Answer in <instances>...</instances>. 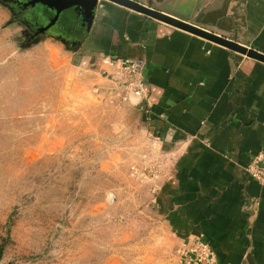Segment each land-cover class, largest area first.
Here are the masks:
<instances>
[{
	"label": "crops",
	"instance_id": "1",
	"mask_svg": "<svg viewBox=\"0 0 264 264\" xmlns=\"http://www.w3.org/2000/svg\"><path fill=\"white\" fill-rule=\"evenodd\" d=\"M136 1L264 53V0ZM60 21L84 30L65 35L77 48L63 109L108 126L117 162L146 171L150 208L180 246L202 236L224 264H264V186L244 170L264 147V62L108 0ZM106 56L147 62L148 103L112 102L120 69Z\"/></svg>",
	"mask_w": 264,
	"mask_h": 264
},
{
	"label": "rangeland",
	"instance_id": "2",
	"mask_svg": "<svg viewBox=\"0 0 264 264\" xmlns=\"http://www.w3.org/2000/svg\"><path fill=\"white\" fill-rule=\"evenodd\" d=\"M18 4L0 0V264H182L146 171L117 162L108 126L63 109L77 46Z\"/></svg>",
	"mask_w": 264,
	"mask_h": 264
},
{
	"label": "built area",
	"instance_id": "3",
	"mask_svg": "<svg viewBox=\"0 0 264 264\" xmlns=\"http://www.w3.org/2000/svg\"><path fill=\"white\" fill-rule=\"evenodd\" d=\"M103 63L118 66L120 71L115 74L112 102L116 106L127 103L131 96L140 97L143 102L150 99L147 62L144 59L115 60L106 56ZM250 178L264 186V147L253 156L250 163L244 167ZM183 264H224L211 244L202 236L188 238L180 248Z\"/></svg>",
	"mask_w": 264,
	"mask_h": 264
},
{
	"label": "water",
	"instance_id": "4",
	"mask_svg": "<svg viewBox=\"0 0 264 264\" xmlns=\"http://www.w3.org/2000/svg\"><path fill=\"white\" fill-rule=\"evenodd\" d=\"M98 1L99 0H28L26 5H31L33 7L35 5L42 4L54 10L55 15L50 22V25L53 26L57 23V21L60 20L61 13L65 9L69 7H78L81 9L83 14L88 15L90 12H93L95 10ZM108 1L114 2L118 5L129 8L143 15L152 17L160 22L190 32L196 36L202 37L210 42L226 47L230 50L243 54L247 57L264 62L263 52L255 50L253 48H248L244 45H241L235 40L217 35L212 31H208L206 29L193 26L184 19L173 17L158 9L146 6L136 0H108ZM48 28L49 27L41 28V30L42 31L46 29L49 30Z\"/></svg>",
	"mask_w": 264,
	"mask_h": 264
},
{
	"label": "flooded vegetation",
	"instance_id": "5",
	"mask_svg": "<svg viewBox=\"0 0 264 264\" xmlns=\"http://www.w3.org/2000/svg\"><path fill=\"white\" fill-rule=\"evenodd\" d=\"M17 1L20 4H18V6H17L16 14L19 16V15L24 14V12L30 13L33 16V18L36 20L35 22L37 23V26H35V28H33L34 30L49 27V30L60 29V30H63L65 32L72 33L74 37H80L84 33V30L82 28V24L80 25V28H79V27H76L78 24L77 23L73 24V23H71L72 21H70V22L69 21H67V22L66 21H60L56 25L51 26L50 25V22L52 20V17H51L48 20H46V22H42L41 21V13L38 10L39 6H37L35 9L31 10L30 7L24 6V3L28 0H17Z\"/></svg>",
	"mask_w": 264,
	"mask_h": 264
},
{
	"label": "trees",
	"instance_id": "6",
	"mask_svg": "<svg viewBox=\"0 0 264 264\" xmlns=\"http://www.w3.org/2000/svg\"><path fill=\"white\" fill-rule=\"evenodd\" d=\"M38 10L41 13V21L42 22H46V20H48L49 18H51L53 16V10H50L47 6L40 5ZM1 250H2V248L0 249V251Z\"/></svg>",
	"mask_w": 264,
	"mask_h": 264
}]
</instances>
